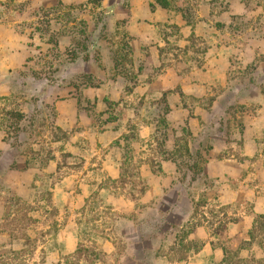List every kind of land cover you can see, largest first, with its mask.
I'll return each mask as SVG.
<instances>
[{"label": "rangeland", "instance_id": "374dc122", "mask_svg": "<svg viewBox=\"0 0 264 264\" xmlns=\"http://www.w3.org/2000/svg\"><path fill=\"white\" fill-rule=\"evenodd\" d=\"M167 1L0 0V264H259L264 0Z\"/></svg>", "mask_w": 264, "mask_h": 264}, {"label": "trees", "instance_id": "16d2710c", "mask_svg": "<svg viewBox=\"0 0 264 264\" xmlns=\"http://www.w3.org/2000/svg\"><path fill=\"white\" fill-rule=\"evenodd\" d=\"M101 1L102 0H87V2L90 3L93 6L100 5ZM155 2L157 4H159V5H161L162 7H169V5H170L167 0H155ZM60 4H61V2H58V5H60ZM68 7L69 8H73L75 6H68ZM116 66H117V61H116ZM161 99L165 103V106H166V96H165V94L162 95ZM10 113L15 118L16 121H21L23 119V113L20 112V111L14 110V111H10ZM159 125H162V126L166 125V120H165L164 116L161 117ZM159 125H158V127H159ZM183 145H184L183 147L186 150H188L186 144L184 143ZM164 159H172V160L176 161V158L173 155L172 156H168V157L166 156ZM159 169L160 168H158L157 170H159ZM153 170L155 171L154 168H153ZM197 208H198V205L195 206L194 212L197 211ZM195 228H196V226L192 225L191 227L188 228L187 231H184L183 234H189L192 231H194ZM260 234H264V214L256 215V217L252 221V225H251L250 229L248 230V235H249L250 240L256 239ZM263 239H264V236H262L261 239L258 241V243L260 245H263V241H264ZM191 242H193V245L196 246V244H197L196 241H191ZM183 256H184V254H181L179 259H182ZM258 262H259V264H264V256L260 260H258ZM219 264H229V262L227 261V256H224V258L222 259V261Z\"/></svg>", "mask_w": 264, "mask_h": 264}]
</instances>
